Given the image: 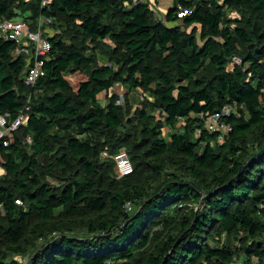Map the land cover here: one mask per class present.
Listing matches in <instances>:
<instances>
[{
    "label": "trees",
    "instance_id": "1",
    "mask_svg": "<svg viewBox=\"0 0 264 264\" xmlns=\"http://www.w3.org/2000/svg\"><path fill=\"white\" fill-rule=\"evenodd\" d=\"M43 1L0 0V19L65 16L92 45L50 35L47 74L32 88L26 55L0 37V114L13 119L30 105L0 144V264L26 253L27 264H232L234 248L220 237L239 234L246 264H264V24L225 15L259 18L264 0H172L162 19L133 0ZM122 87L151 91L163 116L139 109L125 120ZM227 104L232 130L219 142L203 115ZM136 119L140 140L118 132ZM120 147L133 171L117 177L101 155Z\"/></svg>",
    "mask_w": 264,
    "mask_h": 264
},
{
    "label": "built area",
    "instance_id": "2",
    "mask_svg": "<svg viewBox=\"0 0 264 264\" xmlns=\"http://www.w3.org/2000/svg\"><path fill=\"white\" fill-rule=\"evenodd\" d=\"M49 1L50 0H44L42 5H45ZM156 1L133 0V4H148L156 14L160 13L159 18L162 19L161 11L163 12V10L160 6L162 0ZM184 15H186V12L181 11L178 13L179 17H183ZM54 20L53 17L42 14L34 21L26 20L24 18L0 19V37L15 41L17 43L15 53L26 55L27 67L24 71L23 79L25 83L32 88H36L39 80L47 74L45 65L50 56L52 44L49 39L50 34L46 27L51 26L54 23ZM29 109L30 105H26L13 119H10L7 114H0V144L8 146L12 142L13 134L26 122ZM234 111L233 106L227 104L212 114L203 115V129L210 133H215L217 135V140L222 142L232 130L231 123L227 122L225 117ZM201 132L202 130H199V133ZM26 140L31 142V135H28ZM117 165L119 176H125L133 171L131 161L125 152H121L118 155ZM1 170L4 171L3 165L0 166V173ZM17 202H19V200H17ZM127 207L128 209H131L130 203ZM27 263V259H24L21 262V264ZM232 264L237 263L232 262ZM250 264H260L259 258L253 256Z\"/></svg>",
    "mask_w": 264,
    "mask_h": 264
},
{
    "label": "rangeland",
    "instance_id": "3",
    "mask_svg": "<svg viewBox=\"0 0 264 264\" xmlns=\"http://www.w3.org/2000/svg\"><path fill=\"white\" fill-rule=\"evenodd\" d=\"M170 2H172V0H168ZM162 12V11H161ZM157 17H160V13L156 14ZM225 15L226 17L229 18V20L233 21L234 19H247V18H252V19H257V21H259L260 23L264 24V13L262 14V16H260L259 18H257L256 16H254L253 14H251L250 11H242L240 9H232V10H226L225 11ZM67 20L65 16H62L61 18L57 19L56 21H54V23L51 26H47L46 29L48 30V33L52 36H57V35H64L66 38H72L75 37L76 39L79 37V39H84V35L81 34V32L78 30V27H76L75 25H71V27H69V25L66 24ZM79 31V32H78ZM85 42L87 45H92V42L88 39L85 38ZM242 47H244V44H240ZM97 60L100 63H104V64H111L109 62V60H107V57L102 56L101 54H99V52L97 51V54L95 55ZM234 63L231 65V67H235L237 65H239L241 63V59L238 57L234 58ZM206 73L204 71H200V73L198 75H205ZM118 88V86H117ZM119 91V96L118 99L116 100V102L121 105V113L122 116L124 117L125 120L127 119H134L137 115V112L139 109H145L150 115H152L153 117L156 115L157 118L162 117L163 115L158 112L155 108L152 107L151 102L154 100L153 96L151 95V91H145L143 89H138V90H134V91H127L126 87H122L120 89H118ZM41 92V91H40ZM264 102V100H263ZM102 103L105 105L106 104V100H102ZM184 121L180 120L176 126L174 127H167L164 126L163 127V132L164 135L163 137L168 139V134L167 132H173V131H180L181 128L183 127L184 124H182ZM139 123V120L136 119L135 120V126L134 127H129L126 126L123 129L120 128L118 130L119 133L122 132V134L125 131H130L131 133L136 134V138L137 140L141 139V133L140 131L137 130L138 127H136ZM136 127V128H135ZM140 129V128H139ZM18 135H21V132H18ZM31 142L26 140H22V144L23 147L25 149V151H27L28 153L32 154V144H30ZM120 152H125L127 153L128 157L130 158V154L128 153V150L126 147H120V150L115 154H110L106 151L102 152L101 155V161H108V162H113L114 163V169L115 172L117 174V177H120L117 170H118V165H117V157L119 155ZM5 155L0 154V166H2V160L4 159ZM117 169V170H116ZM5 168L4 171L1 170L0 173V178L3 177L5 175ZM48 180L52 183V184H60V181L56 180L55 178L49 177ZM194 205H191L189 207H192ZM174 211V208H171L169 211V214L172 215ZM161 226L156 227L155 229H153V231H157L158 229H160ZM246 235L244 234H239V238H235L234 236L231 237H226V235H223L222 237H220L221 239V243L220 245H222L224 242H228L233 248H234V263L237 264H246V256L245 254L242 252V246L246 243L245 239H246ZM264 240V233L263 235L260 237ZM28 256L29 254L26 253L22 256H18L19 260L22 259H27L28 260ZM139 257H143L144 256V252H140L138 254Z\"/></svg>",
    "mask_w": 264,
    "mask_h": 264
},
{
    "label": "crops",
    "instance_id": "4",
    "mask_svg": "<svg viewBox=\"0 0 264 264\" xmlns=\"http://www.w3.org/2000/svg\"><path fill=\"white\" fill-rule=\"evenodd\" d=\"M170 4H171L170 1H168V0H162L161 3H160V6H161L162 9H165Z\"/></svg>",
    "mask_w": 264,
    "mask_h": 264
},
{
    "label": "water",
    "instance_id": "5",
    "mask_svg": "<svg viewBox=\"0 0 264 264\" xmlns=\"http://www.w3.org/2000/svg\"><path fill=\"white\" fill-rule=\"evenodd\" d=\"M262 153H264V149H262V150L257 154L256 157H258V156L261 155Z\"/></svg>",
    "mask_w": 264,
    "mask_h": 264
}]
</instances>
